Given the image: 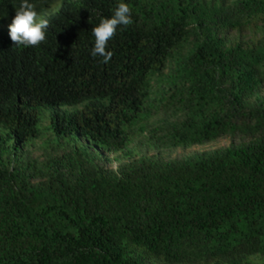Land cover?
I'll return each instance as SVG.
<instances>
[{
	"label": "trees",
	"instance_id": "obj_1",
	"mask_svg": "<svg viewBox=\"0 0 264 264\" xmlns=\"http://www.w3.org/2000/svg\"><path fill=\"white\" fill-rule=\"evenodd\" d=\"M29 2L36 47L0 0V264H264V0H123L108 63L121 0Z\"/></svg>",
	"mask_w": 264,
	"mask_h": 264
},
{
	"label": "clouds",
	"instance_id": "obj_2",
	"mask_svg": "<svg viewBox=\"0 0 264 264\" xmlns=\"http://www.w3.org/2000/svg\"><path fill=\"white\" fill-rule=\"evenodd\" d=\"M56 5L47 7L44 13L38 15L35 6L29 0H21L19 8L15 10V15L9 25V37L16 45L25 47H36L46 39V30L49 28V21L43 19L49 15V12L56 10ZM43 17L41 18V16ZM133 23L131 9L123 0L119 2L111 15L108 18H102L91 31L94 36V45L90 55L92 57H102L103 63H108L113 52L108 50L109 41L116 35L117 29L120 26H129ZM4 25L2 24L1 27ZM41 111L44 123L53 124L57 122V106L43 105L39 109ZM137 141L129 144L131 146L142 144L145 142V134H135ZM224 142V141H223ZM129 145L127 147H129ZM118 165L115 161L111 164L112 167Z\"/></svg>",
	"mask_w": 264,
	"mask_h": 264
},
{
	"label": "rangeland",
	"instance_id": "obj_3",
	"mask_svg": "<svg viewBox=\"0 0 264 264\" xmlns=\"http://www.w3.org/2000/svg\"><path fill=\"white\" fill-rule=\"evenodd\" d=\"M61 1H62V0H58V3L60 4V3H61ZM42 17H43V15L41 16V18H42ZM214 142H215V141H214ZM220 144H221V145H223V144H224V142H223V141H221V142H220Z\"/></svg>",
	"mask_w": 264,
	"mask_h": 264
}]
</instances>
